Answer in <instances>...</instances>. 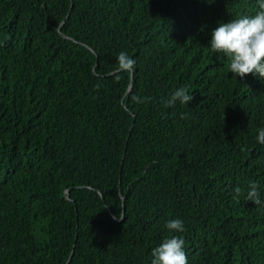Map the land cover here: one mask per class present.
Segmentation results:
<instances>
[{
  "label": "trees",
  "instance_id": "16d2710c",
  "mask_svg": "<svg viewBox=\"0 0 264 264\" xmlns=\"http://www.w3.org/2000/svg\"><path fill=\"white\" fill-rule=\"evenodd\" d=\"M258 8L0 0V264H151L173 235L189 264H264V207L246 198L255 182L264 199V78L209 45ZM186 85L193 100L165 107Z\"/></svg>",
  "mask_w": 264,
  "mask_h": 264
},
{
  "label": "clouds",
  "instance_id": "9594fccd",
  "mask_svg": "<svg viewBox=\"0 0 264 264\" xmlns=\"http://www.w3.org/2000/svg\"><path fill=\"white\" fill-rule=\"evenodd\" d=\"M211 2L212 0H209V3ZM257 3L259 8L254 15H241L229 21L220 22L219 26L212 30L209 41L213 52L223 53L229 58L230 72L241 78L249 73L264 78V0H257ZM118 60L121 69L124 70H131L136 63L123 51L119 54ZM193 98L189 86L186 85L172 93L171 97L165 101V107L175 106L177 102L187 105ZM135 99L143 102L139 96ZM257 141L264 144V127L258 129ZM235 191L240 194L242 190L237 187ZM246 198L264 207V199L261 198L257 183L253 182L249 186ZM165 226L170 232L185 230L184 221L180 218L168 219ZM184 244V240L178 236L166 238L152 249L151 264H189Z\"/></svg>",
  "mask_w": 264,
  "mask_h": 264
},
{
  "label": "water",
  "instance_id": "95a60500",
  "mask_svg": "<svg viewBox=\"0 0 264 264\" xmlns=\"http://www.w3.org/2000/svg\"><path fill=\"white\" fill-rule=\"evenodd\" d=\"M112 73H114V72H112ZM132 81H133V71H132V76H131V87H132ZM70 195V190H68V196ZM114 217L116 218V219H118L115 215H114ZM73 254H74V250L71 252V254H70V258H69V261L72 259V257H73Z\"/></svg>",
  "mask_w": 264,
  "mask_h": 264
}]
</instances>
